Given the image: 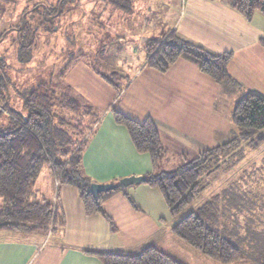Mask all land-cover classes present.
Here are the masks:
<instances>
[{
	"label": "crops",
	"instance_id": "crops-1",
	"mask_svg": "<svg viewBox=\"0 0 264 264\" xmlns=\"http://www.w3.org/2000/svg\"><path fill=\"white\" fill-rule=\"evenodd\" d=\"M171 30L211 53L232 52L228 72L238 86L224 88L183 57L160 72L146 64L145 53L118 68L127 79L118 93L96 69L76 59L63 82L100 114L82 154L83 168L93 182L113 183L152 170L150 156L138 153L127 129L115 123L113 109L139 122L153 120L166 152L164 162L168 155L171 159L170 154L188 159L222 145L234 127L231 115L221 116L216 108L224 90L237 93L236 97L241 89L264 95V45L259 42L264 36L263 12L256 10L247 20L221 0H182ZM51 172L47 173L48 192L42 198L58 203L64 217L61 232H0V264H102L84 250L133 254L148 245L182 264H220L173 234L178 218L170 214L157 188L142 182L127 187L137 209L121 191L109 196L103 206L115 224L112 230L101 214L87 215L77 189L58 185ZM41 188H35L37 197Z\"/></svg>",
	"mask_w": 264,
	"mask_h": 264
},
{
	"label": "trees",
	"instance_id": "trees-1",
	"mask_svg": "<svg viewBox=\"0 0 264 264\" xmlns=\"http://www.w3.org/2000/svg\"><path fill=\"white\" fill-rule=\"evenodd\" d=\"M25 1L18 21L9 19L8 27L0 35V42L10 36L11 41L18 44L19 53L36 45V50H42L39 44L41 40H48L47 33L50 31L61 28L64 33L68 15L80 5V0ZM107 1L111 8L132 12V0ZM221 1L235 8L247 20L252 18L256 10L264 13V0ZM259 42L264 45V36ZM144 50L146 64L160 72L167 71L178 58L183 57L224 88L238 86L228 72V64L233 56L230 51L211 53L202 46L181 38L175 30L166 32L162 37L145 40ZM26 54L29 57L31 55L29 51ZM81 56L82 54L79 55ZM76 59L77 57L71 58L62 70L58 69L54 73L61 80L59 85L53 82L54 79H50L25 86L28 91L20 109L10 107L9 111L6 110L10 115V126L0 130V232H61L64 217L58 203L47 198L30 199L35 191V182L46 163L50 165L58 185H70L77 189L85 213L101 214L108 220L112 230L116 229L115 224L103 206L109 196L121 191L130 204L135 209L138 208L126 191L127 187L121 185L119 180L113 182L116 185L114 189L102 191L97 196L89 190L93 181L83 168L82 154L100 114L92 104L75 94L63 82ZM2 60L0 56V104L3 107L1 109H5L9 104L10 90L9 76L1 67ZM109 69L107 74L98 72L120 93L125 86L122 72L114 67ZM237 97L230 119L238 131V138L248 139L260 132L261 139H264V95L256 90L241 89ZM112 113L115 123L127 129L135 150L150 156L152 170L145 174L146 180L142 183L157 188L170 214L178 218L172 228L173 234L220 264H230L242 259L244 256L241 249L233 241L220 235L213 226L218 211L216 214L210 203H204L197 211L181 215L201 192L199 178L202 169L225 147L206 149L166 170L162 166L165 154L162 138L153 120L148 118L139 122L116 109ZM227 145L228 143L223 146ZM84 252L97 257L102 264H182L152 245L133 254L88 249Z\"/></svg>",
	"mask_w": 264,
	"mask_h": 264
},
{
	"label": "rangeland",
	"instance_id": "rangeland-1",
	"mask_svg": "<svg viewBox=\"0 0 264 264\" xmlns=\"http://www.w3.org/2000/svg\"><path fill=\"white\" fill-rule=\"evenodd\" d=\"M25 2L0 0V35L8 27L9 19L18 21ZM108 4L107 0H80V5L68 15L64 33L61 28L48 32V40L39 44L42 50H36V45L19 53L18 44L10 36L0 42L1 67L9 76L10 90L8 106L1 109L0 104V130L10 126V107L20 109L24 102L28 91L24 87L50 79L59 85L61 80L54 73L62 70L71 58L77 57L107 74L110 67L122 68L137 56L145 57V40L162 37L172 28L182 0H132V12ZM236 94L229 89L222 92L215 103L221 116L230 117ZM237 132L233 127L226 133L221 145L225 148L201 171V192L181 215L210 203L216 214L218 211L213 226L233 241L244 256L234 264H264V139L260 132L248 139L238 138ZM227 143L228 147L223 146ZM170 158L168 155L162 164L166 170L189 159L175 153ZM48 170L52 174L46 163L34 185V190L42 187L41 192L37 197L34 191L31 200H40L47 194Z\"/></svg>",
	"mask_w": 264,
	"mask_h": 264
},
{
	"label": "water",
	"instance_id": "water-1",
	"mask_svg": "<svg viewBox=\"0 0 264 264\" xmlns=\"http://www.w3.org/2000/svg\"><path fill=\"white\" fill-rule=\"evenodd\" d=\"M146 180V176L145 175H129V176H125L122 177L119 180V183L121 185H123L124 187H129L132 186L134 184H138L141 182H144ZM116 187L115 184L113 183H97V182H93L91 183L89 190L90 192L94 195L97 196L98 193L102 192V191H107L110 189H114Z\"/></svg>",
	"mask_w": 264,
	"mask_h": 264
},
{
	"label": "flooded vegetation",
	"instance_id": "flooded-vegetation-1",
	"mask_svg": "<svg viewBox=\"0 0 264 264\" xmlns=\"http://www.w3.org/2000/svg\"><path fill=\"white\" fill-rule=\"evenodd\" d=\"M48 18H49V19H51V17H50V16H49Z\"/></svg>",
	"mask_w": 264,
	"mask_h": 264
},
{
	"label": "bare ground",
	"instance_id": "bare-ground-1",
	"mask_svg": "<svg viewBox=\"0 0 264 264\" xmlns=\"http://www.w3.org/2000/svg\"><path fill=\"white\" fill-rule=\"evenodd\" d=\"M54 20V19H53ZM57 203V202H56Z\"/></svg>",
	"mask_w": 264,
	"mask_h": 264
}]
</instances>
